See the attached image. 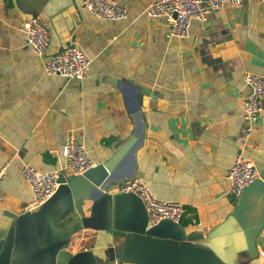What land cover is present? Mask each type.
Here are the masks:
<instances>
[{
	"label": "crops",
	"instance_id": "crops-1",
	"mask_svg": "<svg viewBox=\"0 0 264 264\" xmlns=\"http://www.w3.org/2000/svg\"><path fill=\"white\" fill-rule=\"evenodd\" d=\"M39 1L50 34L47 54L72 43L89 70L81 80L47 75L20 29L29 14L0 0V227L27 210L22 165L61 169L62 147L73 134L94 166L118 158L107 191L139 178L154 196L181 202L186 230L211 241L222 258L264 264V182L233 197L226 179L238 153L264 167V98L250 134L241 115L249 92L244 76H264L258 0L212 10L205 22L192 19L184 38L169 35L164 17L145 13L154 0H117L127 8L120 20L90 14L84 0ZM139 87L149 95L136 109ZM89 204L80 215H88ZM111 238L83 229L68 249L90 251L97 264H133L117 257L123 240Z\"/></svg>",
	"mask_w": 264,
	"mask_h": 264
},
{
	"label": "water",
	"instance_id": "water-1",
	"mask_svg": "<svg viewBox=\"0 0 264 264\" xmlns=\"http://www.w3.org/2000/svg\"><path fill=\"white\" fill-rule=\"evenodd\" d=\"M11 1L23 13L46 16L39 0ZM136 90L134 107L139 109L143 95L149 94L142 87ZM141 135V130L136 131V145ZM117 159L81 175L60 172L58 186L47 200L0 227V264H97L90 251L73 254L68 249L72 236L83 229L110 234L112 244L122 239L116 246L117 257L133 264H242L222 258L211 241L194 236L182 223L162 219L148 225L143 203L135 194L107 191L114 182ZM255 165L264 182L263 164ZM88 201V215H80Z\"/></svg>",
	"mask_w": 264,
	"mask_h": 264
},
{
	"label": "built area",
	"instance_id": "built-area-1",
	"mask_svg": "<svg viewBox=\"0 0 264 264\" xmlns=\"http://www.w3.org/2000/svg\"><path fill=\"white\" fill-rule=\"evenodd\" d=\"M264 13V0H258ZM241 0H154L145 5V13L151 17H164L169 26V35L184 38L188 36L192 19L207 21L210 11L224 7H238ZM83 7L101 19L120 20L127 17V8L117 0H84ZM26 43L32 52L43 58V69L47 75H60L72 79H83L90 61L84 52L74 44H68L57 52L47 54L50 40L49 29L38 15L26 16L20 27ZM244 83L248 94L241 101V115L245 121V132L250 134L256 127L262 110L260 100L264 98V76L246 74ZM63 167L52 171H41L23 164L21 174L28 184L31 197L27 210L47 200L58 186L60 172L81 175L94 163L88 155L85 145L75 135L70 134L62 147ZM2 171H0V180ZM229 193L239 197L246 187L259 179V171L254 162L238 153L232 166L226 173ZM118 192L135 194L143 203L148 225H154L162 219L181 223L184 206L181 202L154 196L147 183L139 178H132L122 183ZM2 193L0 191V200ZM264 259V251L259 252Z\"/></svg>",
	"mask_w": 264,
	"mask_h": 264
}]
</instances>
